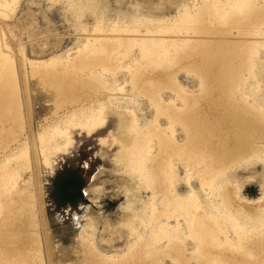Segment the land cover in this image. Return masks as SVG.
Listing matches in <instances>:
<instances>
[{
  "label": "bare ground",
  "instance_id": "1",
  "mask_svg": "<svg viewBox=\"0 0 264 264\" xmlns=\"http://www.w3.org/2000/svg\"><path fill=\"white\" fill-rule=\"evenodd\" d=\"M10 1L13 9L6 0H0V14L8 19L18 0ZM199 2L182 8L169 19L138 15L129 24L119 21L109 29V33H115L111 40L103 36L107 32L97 23L90 33L85 32V42L73 53L30 64L32 75L43 89L53 92L54 107L62 111L73 109L38 139L37 158L47 169L51 170L54 163L49 156L66 154L72 146V132L88 136L105 126V104L99 97L105 99L111 97L110 93L124 91L114 86L115 76L123 70L131 92L149 95V105L153 107V119L143 126L133 111H114L119 124L128 122L127 131L125 135L114 138L109 134L108 140H100L102 145H118L113 158L115 166L149 196L145 204L132 211L126 225L131 239L111 254L98 251L94 222L87 219L76 235L86 264H163V258H168L170 264H188L186 239L194 244L191 257L198 264H264V238L255 245L249 242L253 237H264V191L250 204L229 178L234 168L254 161L264 163L261 150L253 144L255 139H264V111L255 100L261 91L257 75L264 56V3ZM250 26L256 37L248 43L243 41V48H239L229 28ZM4 46L0 42V151L20 129L18 113L12 112L16 104L15 73ZM133 49L137 52L135 59ZM175 67H186L197 79V94L188 95L181 90L176 101L168 105L159 96L153 98L150 88L180 90L174 72L169 70ZM249 79L254 82L249 83ZM82 99H87L89 106L74 108ZM252 101L260 109L252 112ZM160 116L165 118L166 128L160 127ZM177 128L182 137L180 144L175 137ZM18 154L14 159L5 157L0 164V264H41L38 234L19 227H29L31 220L19 225L18 219L25 211L13 209L17 198L12 192L18 172L10 164L24 166L21 168L29 164L26 147ZM179 165L190 167L182 179L190 191L183 198L176 192ZM192 179L198 181L208 210H202L200 192L190 185ZM134 196L142 202L138 193ZM254 221L259 226L252 229L250 222ZM230 231L236 242L230 239ZM29 245L31 253L25 254Z\"/></svg>",
  "mask_w": 264,
  "mask_h": 264
},
{
  "label": "rangeland",
  "instance_id": "2",
  "mask_svg": "<svg viewBox=\"0 0 264 264\" xmlns=\"http://www.w3.org/2000/svg\"><path fill=\"white\" fill-rule=\"evenodd\" d=\"M197 1L200 3V0H18L13 3L15 12L11 18H5L0 14V42L6 45L3 50L10 57L15 73L16 104L12 112L18 113L16 117L19 119L20 127L17 136L1 149L0 164L5 157L14 159L19 156L21 148H27V164L29 163L27 168H21L24 166L20 165L16 167V163L10 164L11 167H15L13 170L18 172L17 188L15 187L12 192L17 198L13 209L19 211L23 208L25 211L18 219L19 225L31 220L29 227L25 228L23 225L19 227L26 232L38 234L36 236H38L41 264H86L83 257L84 250L76 235L87 219L94 222L96 228L94 244L101 253L111 254L123 248L131 239L126 225L132 217V211L139 209L142 203H146L149 192L140 190L135 180H130L115 166L113 158L118 145H109V143L102 145L100 140H108L109 134L114 138L125 135L127 131L128 122L123 121L119 124L113 114L114 111L124 114L133 111L141 126L149 123L154 116L153 107L149 105V95L140 92L138 95L137 91L131 92L123 70L115 76L114 86L122 87L124 91L110 93L109 96L112 98L104 99L102 95L99 97L105 104V115L107 114L105 126L99 132L88 136L72 132L70 134L72 146L66 154L49 156L54 163L51 170L47 169L37 158L38 139L42 135L45 136L46 131L48 132L65 113H70L73 109L67 108L62 111L54 107L53 92L43 89L37 77L32 75L30 64L47 60L55 55L66 56L73 53L85 42L83 35L90 33L97 23H101L107 32L103 36L110 37L111 40L115 37V33H109V29L119 21L129 24L132 17L138 15L142 18L146 17L145 19L173 18L182 8H191ZM257 1L259 4L264 3V0ZM6 3L13 9L10 0H6ZM234 28H229V34L236 39L237 45L240 44L239 48H243L244 43L256 37L251 26L244 28L247 29L246 31L242 27ZM248 35L250 39L247 38ZM241 38L244 40L241 41ZM135 58L137 52L133 49V59ZM169 70L174 72L173 77L176 78L180 90L153 91L155 87H151L153 98L158 99L159 96L162 103L170 105L176 101L177 94L181 90L186 91L188 95L197 94V79L186 67ZM257 79L261 91L255 100L264 111V56L260 60ZM248 82L254 81L249 79ZM237 100L236 102L239 103L240 101ZM87 103V99H82L74 105V108L80 106L87 108L89 106ZM250 104L254 105L252 112L257 111L255 109L259 107L256 103L252 101ZM10 111L11 109L7 110V114H10ZM158 123L161 128L167 127L164 117L160 116ZM175 137L176 142L180 144L182 137L179 128L176 129ZM253 144L256 150H261L259 153L261 152L264 158V139H255ZM176 168L179 180L176 192L180 198L181 196L183 198L190 191L182 180L189 173L190 167L179 165ZM229 176L231 183L240 188L241 197L248 203L253 204L263 194L264 163L254 161L238 169L234 168ZM190 185L195 192H200L196 179H192ZM17 191L22 193L18 192V194ZM135 193L140 195L141 203L135 200ZM31 195V198L34 197L32 200H30ZM199 199L202 210L205 211L206 208L208 210L209 204L201 192ZM262 220L264 222V214ZM172 222L171 225H174ZM250 223L252 229L259 226L257 223L254 224L255 221ZM5 232L16 234V231L12 230ZM229 237L236 242L231 231ZM261 238L264 237H253L248 240L255 245ZM184 246L185 255L190 260H187L188 264H198L196 258L191 257L195 248L192 241L186 239ZM28 249L25 248L23 252L30 254L32 246L29 245ZM158 256L160 257V254ZM162 263L170 264L168 258H163Z\"/></svg>",
  "mask_w": 264,
  "mask_h": 264
}]
</instances>
